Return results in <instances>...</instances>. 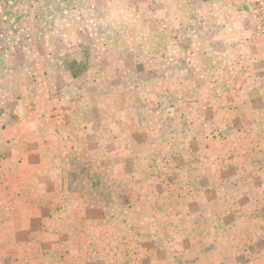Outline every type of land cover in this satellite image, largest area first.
Segmentation results:
<instances>
[{
  "label": "rangeland",
  "instance_id": "374dc122",
  "mask_svg": "<svg viewBox=\"0 0 264 264\" xmlns=\"http://www.w3.org/2000/svg\"><path fill=\"white\" fill-rule=\"evenodd\" d=\"M0 264H264V0H0Z\"/></svg>",
  "mask_w": 264,
  "mask_h": 264
}]
</instances>
